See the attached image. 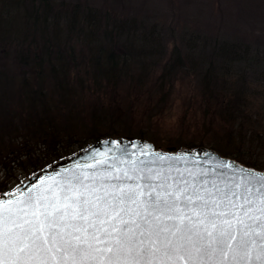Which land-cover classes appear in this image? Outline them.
I'll return each instance as SVG.
<instances>
[{
  "label": "trees",
  "instance_id": "1",
  "mask_svg": "<svg viewBox=\"0 0 264 264\" xmlns=\"http://www.w3.org/2000/svg\"><path fill=\"white\" fill-rule=\"evenodd\" d=\"M147 16L0 0V193L14 170L31 176L105 137L157 145L149 132L161 148L209 146L264 169L212 144L264 153V49ZM174 109L171 131L188 141L162 130Z\"/></svg>",
  "mask_w": 264,
  "mask_h": 264
},
{
  "label": "snow or ice",
  "instance_id": "2",
  "mask_svg": "<svg viewBox=\"0 0 264 264\" xmlns=\"http://www.w3.org/2000/svg\"><path fill=\"white\" fill-rule=\"evenodd\" d=\"M152 155L0 194V264H264V173Z\"/></svg>",
  "mask_w": 264,
  "mask_h": 264
},
{
  "label": "rangeland",
  "instance_id": "3",
  "mask_svg": "<svg viewBox=\"0 0 264 264\" xmlns=\"http://www.w3.org/2000/svg\"><path fill=\"white\" fill-rule=\"evenodd\" d=\"M55 3L66 2L69 4L82 3L83 5L94 7L100 10H112L117 15L124 17L143 18L157 21L160 25L165 22L178 26L177 31L182 32L185 28L189 31H200L210 36H221L230 41H240L250 44L254 48L264 49V0H52ZM120 13V14H119ZM163 26V25H162ZM184 29V30H185ZM179 33V34H180ZM120 104V102L118 101ZM121 105V104H120ZM124 106V105H121ZM178 109L170 112L166 125L162 130L170 133V137L177 138L175 142L188 141L184 135H178V131L171 125H175V119ZM161 131V130H160ZM160 133V132H158ZM150 136L161 145V139L156 133L149 132ZM192 135H194L192 133ZM181 136V137H180ZM120 137V136H118ZM124 137V136H123ZM188 139L191 136H187ZM133 138V137H132ZM145 139V138H144ZM167 139V138H165ZM148 140V139H147ZM150 141V140H149ZM153 141V140H152ZM150 141V142H152ZM212 142V141H211ZM154 143V142H152ZM157 144V145H158ZM212 144L218 145L225 153H231L235 149L243 151L254 157L250 160L254 163L264 164V153L259 151L251 155V150H243L233 146H224L221 142L215 141ZM156 148L169 150L170 148H161L154 143ZM208 148H212L206 146ZM177 150L175 147H171ZM217 151L215 148H212ZM218 152V151H217ZM220 153V152H218ZM221 154V153H220ZM224 157L225 156L221 154ZM69 156V155H68ZM65 156V157H68ZM63 157V158H65ZM61 158V159H63ZM59 159V160H61ZM257 161V162H256ZM247 166V165H246ZM252 167V166H249ZM255 168V167H253ZM2 169H0V183L3 179ZM261 170V169H260ZM264 170V169H263ZM13 177L11 178V175ZM30 177V176H28ZM25 173L14 170L10 174V180L6 184L10 185V190L21 185L28 179ZM11 181V182H10Z\"/></svg>",
  "mask_w": 264,
  "mask_h": 264
},
{
  "label": "water",
  "instance_id": "4",
  "mask_svg": "<svg viewBox=\"0 0 264 264\" xmlns=\"http://www.w3.org/2000/svg\"><path fill=\"white\" fill-rule=\"evenodd\" d=\"M142 149L146 150L148 155H141L140 153ZM154 153L163 154L166 156L186 157L185 160L171 162L176 168L181 169L187 168L195 170L198 168H203L211 170L216 166L217 163L226 161L229 163H235L239 167L247 168L257 173H264V170H258L246 166L233 158L224 157L214 149L205 146L183 148L180 150H175L173 148L164 150L156 148L152 142L146 139L129 138L123 136L107 137L88 145L87 147L73 153L68 157L58 160L57 162L26 179L21 185L12 191L1 194L7 195L22 190L31 184H39L41 180H44L48 176L56 175L58 172L62 173L66 170L76 171L78 166L84 171L91 172L95 170V168L91 167V165L107 168L112 163L116 162L118 166H121L119 165V159L127 160L129 158H136L137 155H139V159L148 161L155 158L154 155H152ZM102 159L106 160L107 163L104 165H99L98 161ZM156 166H159V162H157ZM217 171L224 170L217 169Z\"/></svg>",
  "mask_w": 264,
  "mask_h": 264
}]
</instances>
